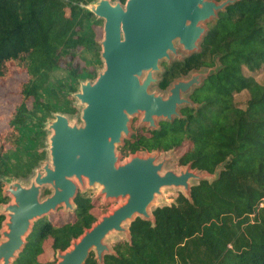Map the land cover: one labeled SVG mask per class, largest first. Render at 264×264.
<instances>
[{
    "label": "trees",
    "instance_id": "1",
    "mask_svg": "<svg viewBox=\"0 0 264 264\" xmlns=\"http://www.w3.org/2000/svg\"><path fill=\"white\" fill-rule=\"evenodd\" d=\"M93 1L0 0V80L26 75L0 131V206L9 201L5 181L28 179L47 159L45 123L54 113H80L72 94L102 63L100 19L86 8ZM204 25L199 49L162 60L154 83L164 91L193 70L211 69L187 95L195 106H181L180 117L159 119L155 129L136 128L117 150L123 158L186 143L177 164L215 177L153 207V221L135 217L129 237L114 242L101 264H264V80L245 73L264 66V0H238ZM90 190L78 189L72 211L59 207L33 221L11 264H55L56 256L41 255L64 251L96 221L101 197ZM50 192L43 188V197ZM59 211L61 218H50ZM4 219L0 213V230ZM84 264L100 263L91 251Z\"/></svg>",
    "mask_w": 264,
    "mask_h": 264
},
{
    "label": "water",
    "instance_id": "2",
    "mask_svg": "<svg viewBox=\"0 0 264 264\" xmlns=\"http://www.w3.org/2000/svg\"><path fill=\"white\" fill-rule=\"evenodd\" d=\"M238 0H95L86 5L102 19L100 59L102 69L93 80H84L72 95L80 106V122L54 113L45 123L47 159L25 184L9 178L3 193L12 201L0 206L5 219L0 230V264H11L25 243L37 218L62 207L74 209L78 189L99 186L96 197L123 202L102 215L72 240L64 251L57 250L55 264H84L93 251L98 263L112 249L104 239L115 232L129 237L127 225L135 217L153 221L150 206L162 188L175 187L189 195L190 182L212 179L186 165L178 172L167 169L168 160L159 151L133 153L121 163L116 147L129 137L132 116L157 128L159 119L180 117L181 106H195L187 93L200 86L211 69L193 70L171 82L166 92L151 90L162 60L180 59V49L189 54L199 49L205 23L217 11ZM51 192L42 197L43 188Z\"/></svg>",
    "mask_w": 264,
    "mask_h": 264
},
{
    "label": "rangeland",
    "instance_id": "3",
    "mask_svg": "<svg viewBox=\"0 0 264 264\" xmlns=\"http://www.w3.org/2000/svg\"><path fill=\"white\" fill-rule=\"evenodd\" d=\"M100 26H101V28L100 29L98 28V30H97V38H99L98 41H100V39L102 38V34H103V32H102V19H100ZM178 53L180 55H182V56L185 54L180 49L178 50ZM91 54H92L91 51H85V52L82 53V55L84 57H86V58H91ZM172 59H173V57L171 58V60ZM102 67H103V64L101 63V65H99V69L98 70L102 69ZM245 73L247 75H252L253 77H255L260 82L264 80V66H262L259 70L255 71V72L251 73V72L245 71ZM25 79H26V75L25 74L16 73L12 77H10V78H8L6 80H0V131L5 128V124H4L3 119L6 116L9 115V113L13 109L14 104L16 102H18V100H19V96H18V94L16 92V87H17V85H18V83L20 81L25 80ZM150 89L151 90H155V89L159 90V89H157L154 86V84L150 87ZM162 92L165 93L166 90H164ZM189 92L186 95H188ZM244 98L245 97H244L243 94H237V95L234 96V100L236 102H238V103H242ZM76 103H77V101H76ZM78 108H79V111H80V106H78ZM79 114L80 113L77 112L75 115L69 116L68 118L70 119V121H76V122L79 123L80 122ZM140 117H141L140 113L131 117L130 122H129L130 131L131 130L134 131L137 127L143 126L139 122ZM186 147H187V144L184 143L179 148H176L174 150H170L168 152H164V153L160 152L159 153V158L162 155H164L165 157L168 158V160L164 164V170L170 169V170H173L175 172H178L180 170V168L184 167V166L178 165L176 161H177V157L179 156V154ZM116 153L117 154L119 153L118 150H117V147H116ZM144 153H146V152H140V154H144ZM128 156H125V157L121 158L119 160V162L121 163L123 160L127 159ZM46 160H48V159H46ZM42 164H43V162H41L36 169H40ZM34 173H35V170H34L33 173H31L29 175L28 179L19 180V181L27 184L30 181L31 177L34 175ZM190 183L194 184L196 182L195 181H191ZM98 190H99V186L95 185L94 187L91 188L90 193H94V195L96 196V193H97ZM180 191H181V189L175 188V187L162 188L161 196H157L155 198L154 202L150 206V210L153 207H155V206H160V205L172 203L174 201L175 197L177 196V193L180 192ZM42 197H43V195H42ZM11 201H12V198H11V196H9V201L8 202H11ZM122 202H123L122 199L103 201L102 198H100V203H101L102 206L97 205L94 208V212L97 215L96 220L99 219L102 215H105L108 212H110L113 208H115L117 205H119ZM60 213H61V211H59L57 213H53V214L50 215V218H52L54 221H57L58 218H61L60 217ZM124 237H125L124 233L115 232V233L109 235L108 237H106L104 239V242L111 248L114 242H116L117 240H120V239H122ZM2 238L3 237H0V239H2ZM55 256L56 255H54L51 250H46L44 252V254L41 255V259H43V260H53V258Z\"/></svg>",
    "mask_w": 264,
    "mask_h": 264
},
{
    "label": "flooded vegetation",
    "instance_id": "4",
    "mask_svg": "<svg viewBox=\"0 0 264 264\" xmlns=\"http://www.w3.org/2000/svg\"><path fill=\"white\" fill-rule=\"evenodd\" d=\"M137 128H138V127H137ZM134 131H135V130H134ZM131 132H132V130H131ZM131 132H130V133H131ZM137 153H140V151H138ZM146 153H148V152H146Z\"/></svg>",
    "mask_w": 264,
    "mask_h": 264
}]
</instances>
